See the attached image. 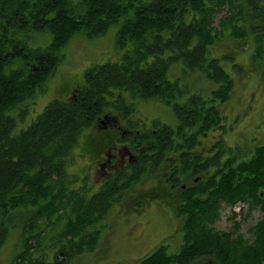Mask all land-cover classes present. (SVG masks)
<instances>
[{
    "label": "trees",
    "instance_id": "trees-1",
    "mask_svg": "<svg viewBox=\"0 0 264 264\" xmlns=\"http://www.w3.org/2000/svg\"><path fill=\"white\" fill-rule=\"evenodd\" d=\"M224 11L216 29L214 18ZM111 27H117L119 58L86 69L71 101H50L19 129L70 40L96 39ZM46 33L47 47L28 46ZM219 33L237 42L251 35L255 56L261 57L264 0H0V244L8 230L20 231V248L10 264H71L98 252L103 232L98 226L115 200L117 183L91 195L68 166L79 136L104 108L117 105L128 116L136 100L170 109L175 124L163 126L156 149L168 153L176 144L188 151V173L207 180L198 192H188L180 250L170 254L158 248L138 264L203 258L214 264H264V145L248 152L220 140L208 154L195 153L201 138L225 132L222 109L234 89L233 78L211 53ZM198 79L203 86L195 84ZM24 103L27 108L18 110ZM181 157L185 164V154ZM240 202L262 211L249 244L211 227L222 203ZM53 229H59L56 237L47 239Z\"/></svg>",
    "mask_w": 264,
    "mask_h": 264
},
{
    "label": "rangeland",
    "instance_id": "rangeland-1",
    "mask_svg": "<svg viewBox=\"0 0 264 264\" xmlns=\"http://www.w3.org/2000/svg\"><path fill=\"white\" fill-rule=\"evenodd\" d=\"M225 11L215 16L214 27L216 29H218L217 25L221 18L227 15ZM116 32L117 27H111L105 35L96 39H89L83 35L74 36L61 50L60 54L63 58L56 71L48 78L42 95L37 96L33 104L28 107L24 117V126H20L19 122L18 128L23 129L42 112L50 101H66L70 91L81 85L82 75L86 69L119 58L120 55L115 46ZM50 41L49 34H40L31 40L28 46L43 49L49 45ZM256 50L257 44L249 34L245 36L243 41L237 42L228 34L219 33L218 41L213 46L211 53L213 57L220 60L222 68L233 78L234 89L230 101L222 109L223 116L226 118L225 132L214 131L205 138H201L200 145L196 148L197 153L208 154L209 149L220 140L228 147H238V149L248 152L253 147L264 145V52L261 57L256 58ZM19 65L16 64L15 67H19ZM233 66L236 67L233 68ZM171 73L175 77L179 75L176 69H173ZM189 81H194V78ZM198 81H195V84H199L198 87L203 86L199 79ZM197 89L199 90V88ZM132 105L131 107L137 113L132 114L131 120L133 121L146 123L150 120H156L161 124H175V118L170 109L159 103H144L136 100ZM24 107H26L25 103L18 110ZM84 133L85 131L79 136L74 158L71 165L68 166V173L77 175L80 169H84L85 165L78 161V154L80 153L77 150L82 138H90ZM252 210V208L243 207L237 218V221L240 222L237 232H239L242 241L246 243L252 240L250 229L261 218L257 211ZM142 212L145 213L142 218L123 220L120 209L112 210L106 220L111 229L104 238L103 250L99 249L96 253H87L74 258L71 264H138L161 243L165 231L163 230L165 222L161 214L162 211L157 205L154 204ZM232 212L229 208L221 207L215 229L228 231L231 225L228 219ZM58 230L53 229L48 233L47 239L55 238V233ZM19 234L20 231L16 226L8 230L6 237L0 244V264L12 262L14 255L20 248ZM137 237L138 239H135ZM107 240L109 243L106 244ZM126 240L130 242L127 244ZM46 251L51 256V251ZM171 251L173 252V250ZM48 260H50L49 256L46 262Z\"/></svg>",
    "mask_w": 264,
    "mask_h": 264
},
{
    "label": "flooded vegetation",
    "instance_id": "flooded-vegetation-1",
    "mask_svg": "<svg viewBox=\"0 0 264 264\" xmlns=\"http://www.w3.org/2000/svg\"><path fill=\"white\" fill-rule=\"evenodd\" d=\"M79 86L70 91L66 102L75 97ZM115 106L104 108L96 116L94 123L84 130V135H88L90 138H82L77 149L80 153L78 161L85 166L75 176L77 182L86 186L91 195L97 194L113 182L117 183L114 189V192H117L115 200L108 209L103 222L98 226L103 228V232L98 241L97 250H101L105 245L104 238L111 229L106 220L112 210L120 209L123 220L142 218L145 216L142 211L155 204L162 211L161 214L165 222L163 230L165 231L161 243L153 251L162 248L167 253L172 252L171 250H173L172 253H177L184 245L183 228L187 213L183 212V206L188 204V192H198L199 187L207 180L203 174L188 173V151L177 150L176 144L168 153L159 154V150L156 148L159 147L158 141L164 134L162 128L166 124H161L156 120L146 123L133 121L131 116L137 114L135 109L132 114L124 116L117 105ZM76 148L77 145L74 151ZM182 153L187 159L185 164L181 160ZM149 158L153 159V164L146 162ZM215 172L216 170L211 168L209 175L213 176ZM201 199L208 200L207 192ZM221 207L233 211L228 219L231 223L230 228L228 231L215 229L221 208L218 219L211 227L217 232L227 234L232 239L240 236L237 232L240 226L237 218L243 207L250 208V205L240 202L234 206H228L222 203ZM252 209V211H257L260 217L262 216L260 208ZM256 224L257 222L253 227ZM252 228L249 231L252 240L248 244L253 241ZM128 242L130 241L126 240L127 244ZM107 243H109L108 240ZM175 264L214 263L203 258L189 263L176 262Z\"/></svg>",
    "mask_w": 264,
    "mask_h": 264
}]
</instances>
